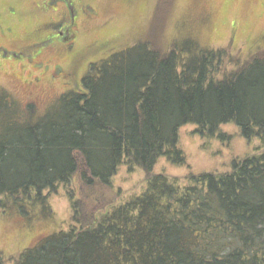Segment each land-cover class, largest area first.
Listing matches in <instances>:
<instances>
[{
    "label": "trees",
    "instance_id": "trees-1",
    "mask_svg": "<svg viewBox=\"0 0 264 264\" xmlns=\"http://www.w3.org/2000/svg\"><path fill=\"white\" fill-rule=\"evenodd\" d=\"M257 53L227 68L221 49L135 43L90 62L78 82L66 79L56 103L35 118L30 105L18 109L0 90V212L35 204L45 215L49 194L74 175L91 188L107 186L121 165L145 173L138 193L90 214L66 191L68 227L14 263L264 264V56ZM227 123L257 141L227 171L153 172L161 158L186 164L182 126L222 140L218 129Z\"/></svg>",
    "mask_w": 264,
    "mask_h": 264
},
{
    "label": "rangeland",
    "instance_id": "rangeland-1",
    "mask_svg": "<svg viewBox=\"0 0 264 264\" xmlns=\"http://www.w3.org/2000/svg\"><path fill=\"white\" fill-rule=\"evenodd\" d=\"M42 1L0 0V25L12 28L10 35L0 32V45L10 49L21 48L42 33L43 28L45 30V22L52 14L42 9ZM75 2L77 5H90L94 14L80 19L77 36L66 47L67 51L64 47H61L62 51L55 50L58 47L54 44L58 43L53 40L50 47L41 53L33 51L35 59L32 62L24 59L16 64L10 61L0 63V90L18 109L25 110L30 105L34 118L56 103L58 96L67 89V80L78 82L90 62L135 43L144 42L152 49L165 51L173 43L184 40L200 49H221L227 68H234L257 52V55L264 56V0ZM9 7L15 11L12 16L5 15V9ZM98 44L104 49L98 50ZM76 58L74 64L69 62ZM36 62L43 64V74L32 67ZM56 65L69 66L73 74L56 78L53 70ZM96 66L94 73L99 65ZM194 129V125L187 124L178 130V146L184 153L186 164L176 166L161 158L153 172L182 178L187 172L227 171L233 159L249 154L257 144L256 140L248 142L242 138L232 123L219 126L218 131L224 135L222 140L201 136ZM144 177L142 170L134 168L128 171L121 165L107 186L85 188L74 175L67 185L60 184L49 194L45 215L35 204L22 205V209L8 207V210L0 212L1 263L15 264L22 250L68 227L70 208L66 191L70 190L83 204L86 214H90L98 207L122 203L138 193Z\"/></svg>",
    "mask_w": 264,
    "mask_h": 264
},
{
    "label": "flooded vegetation",
    "instance_id": "flooded-vegetation-1",
    "mask_svg": "<svg viewBox=\"0 0 264 264\" xmlns=\"http://www.w3.org/2000/svg\"><path fill=\"white\" fill-rule=\"evenodd\" d=\"M44 1V2H43ZM42 1V9L48 11L52 14L49 15L47 22H45V30L43 27V31L40 34H37L29 43L21 48H12L10 49L5 47L4 45H0V63L2 61H10L13 64L21 63L23 60L19 59L20 51L24 49L31 50V54L25 56V60L27 62H32L35 59V54L33 51L37 53H41V50L50 47V44L53 40H55L58 44L54 48L55 50H61V47H64V50L67 51L70 44H72L73 40L76 38L78 33L79 21L81 18L91 17L94 12L93 8L90 5L82 6L77 5L75 0H43ZM41 8V6H40ZM15 14L13 8L9 7L5 9L6 16H12ZM0 32L5 35H10L12 33V28L10 26L1 27ZM21 49V50H20ZM36 49V50H35ZM62 51V50H61ZM34 68L40 71V74H43L45 69H43V64L40 62H36L33 64ZM28 66V65H27ZM40 67V68H39ZM24 68V67H23ZM22 68V69H23ZM54 74L56 78H62V76L70 77L73 74V71L69 66L63 68L59 65L54 66Z\"/></svg>",
    "mask_w": 264,
    "mask_h": 264
}]
</instances>
